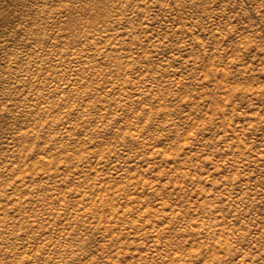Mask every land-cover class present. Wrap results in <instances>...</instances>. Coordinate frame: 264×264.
Returning <instances> with one entry per match:
<instances>
[{
    "label": "rangeland",
    "instance_id": "1",
    "mask_svg": "<svg viewBox=\"0 0 264 264\" xmlns=\"http://www.w3.org/2000/svg\"><path fill=\"white\" fill-rule=\"evenodd\" d=\"M124 3L0 0V259L264 264L258 0Z\"/></svg>",
    "mask_w": 264,
    "mask_h": 264
},
{
    "label": "clouds",
    "instance_id": "2",
    "mask_svg": "<svg viewBox=\"0 0 264 264\" xmlns=\"http://www.w3.org/2000/svg\"><path fill=\"white\" fill-rule=\"evenodd\" d=\"M129 0H125L124 7L127 6ZM245 0H226V6H230L228 8L229 12L232 13L229 16V28L231 30H235V26L231 25V21L237 20L238 17H245L248 15V12L244 8ZM258 10L256 12V16L258 20H250V24L246 25V28L251 27L252 31L255 32L256 28L264 27V0H258ZM229 29H225L228 31ZM264 122V117H261L258 123ZM71 259V257H70ZM0 264H6V261L0 259ZM75 264V261H73Z\"/></svg>",
    "mask_w": 264,
    "mask_h": 264
}]
</instances>
